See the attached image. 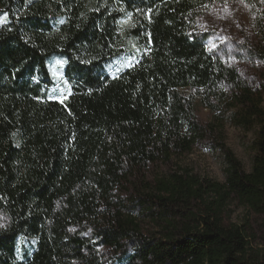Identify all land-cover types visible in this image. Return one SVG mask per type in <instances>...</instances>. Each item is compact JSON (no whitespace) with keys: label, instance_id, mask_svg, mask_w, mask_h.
I'll list each match as a JSON object with an SVG mask.
<instances>
[{"label":"trees","instance_id":"trees-1","mask_svg":"<svg viewBox=\"0 0 264 264\" xmlns=\"http://www.w3.org/2000/svg\"><path fill=\"white\" fill-rule=\"evenodd\" d=\"M215 1L0 0V264H264L230 220L264 217V78L209 52ZM248 53L264 64V37ZM187 88L211 109L231 92L232 123L258 128L250 172L223 143L222 183L176 163L223 127Z\"/></svg>","mask_w":264,"mask_h":264},{"label":"rangeland","instance_id":"rangeland-1","mask_svg":"<svg viewBox=\"0 0 264 264\" xmlns=\"http://www.w3.org/2000/svg\"><path fill=\"white\" fill-rule=\"evenodd\" d=\"M131 21L121 24L124 35ZM196 31L205 36L209 52L225 64L237 69L241 77L251 86H257L264 78V64L253 59L248 49L257 47L264 37V0H216L202 6L198 11ZM130 46L134 45L129 42ZM113 69L118 73L121 66ZM181 93L194 100L196 116L203 125L222 122V132L209 136L195 145L193 151L177 159L176 163L189 168L201 177H208L214 181L224 182L225 160L219 148L223 143L230 148L242 162L246 172L253 167L256 156L255 140L258 128L244 129L232 123L231 116L239 112L240 107H232L231 92L222 101L211 99L215 108L205 105L208 101L207 93L203 90L181 89ZM262 106L264 107V101ZM220 124V123H218ZM175 167V166H173ZM170 168L164 164L151 166L147 171V178L153 180L156 176L167 173ZM128 196V195H123ZM231 222L244 227L253 249L264 246V217L251 213L245 207L234 203L231 206ZM7 220L0 215V226Z\"/></svg>","mask_w":264,"mask_h":264}]
</instances>
